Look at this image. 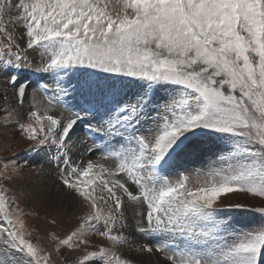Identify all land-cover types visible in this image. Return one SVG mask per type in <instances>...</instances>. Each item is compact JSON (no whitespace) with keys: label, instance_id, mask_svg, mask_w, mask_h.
I'll return each instance as SVG.
<instances>
[{"label":"snow or ice","instance_id":"obj_1","mask_svg":"<svg viewBox=\"0 0 264 264\" xmlns=\"http://www.w3.org/2000/svg\"><path fill=\"white\" fill-rule=\"evenodd\" d=\"M0 77L21 108L30 89L46 99L0 116L89 209L51 235L58 255L84 246L74 264H135L117 251L127 202L150 240L135 251L163 264H264V206L219 199H264V0H0ZM78 130L99 160L73 161ZM24 215L0 184V264H56ZM89 235L111 247L89 251Z\"/></svg>","mask_w":264,"mask_h":264},{"label":"rangeland","instance_id":"obj_2","mask_svg":"<svg viewBox=\"0 0 264 264\" xmlns=\"http://www.w3.org/2000/svg\"><path fill=\"white\" fill-rule=\"evenodd\" d=\"M7 20V16L5 17ZM10 30L11 26H10ZM23 32L22 27L15 30L17 37ZM23 43V41H21ZM34 66L39 63L36 53H30ZM36 80V76L31 77ZM7 92V97L3 93ZM35 94L36 100L47 103L40 93H33L29 90L24 105L17 102L10 86L3 85V78L0 77V112L5 108L15 109L17 113L26 115L32 110V96ZM56 114L67 116L68 113L63 108L54 109ZM17 119L20 116L16 117ZM19 129L13 125H4L3 117L0 116V161H12L9 165L8 178L0 174V184L9 190V195L16 197V203L25 213L24 220L27 228L32 232L33 241H39L45 250L52 251L53 260L56 264H74L78 256L83 254L84 246L79 249H61L58 255L54 249L55 241L51 239L54 233L61 239L65 238L74 231L81 223V218L89 211L82 198L65 188L57 179V168L55 161L49 162L47 159L25 155L24 150L28 148L29 142L18 134ZM79 139L74 136V146L71 149L72 159L76 163L87 160H99L102 153L97 149L101 146L100 142L93 143L92 139L85 136L78 130ZM15 157V159H13ZM214 157H207L203 161H197L193 167L200 169ZM111 164V161H103ZM195 175V172H191ZM175 178V177H173ZM225 203L243 202L253 206H264V199L252 197L245 193L222 194L219 198ZM136 206L126 202L125 215L128 221V228L125 234L129 236L130 244L117 249L118 253L134 260L135 264H163V257L159 253L137 252L135 249L142 244L150 243V240L136 230ZM246 224L254 226L260 221L253 218L250 221L247 216L243 217ZM54 221V223H53ZM90 244L87 246L89 251L97 250L100 246L111 247L109 241L99 236H88Z\"/></svg>","mask_w":264,"mask_h":264}]
</instances>
